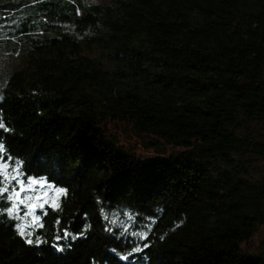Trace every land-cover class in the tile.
Here are the masks:
<instances>
[{
	"label": "trees",
	"instance_id": "obj_1",
	"mask_svg": "<svg viewBox=\"0 0 264 264\" xmlns=\"http://www.w3.org/2000/svg\"><path fill=\"white\" fill-rule=\"evenodd\" d=\"M0 95V142L67 189L37 211L38 247L0 215V264H264V241L246 249L264 227V0H0ZM65 230L83 235L58 253Z\"/></svg>",
	"mask_w": 264,
	"mask_h": 264
},
{
	"label": "snow or ice",
	"instance_id": "obj_2",
	"mask_svg": "<svg viewBox=\"0 0 264 264\" xmlns=\"http://www.w3.org/2000/svg\"><path fill=\"white\" fill-rule=\"evenodd\" d=\"M4 97L0 95V101ZM0 132L12 133L13 129L8 127L5 121L0 118ZM22 161L12 157L3 142H0V215L13 221L16 235L24 244L38 247L43 241L39 236L33 238V229L43 227L42 218L37 215L38 210L50 207L53 210L60 209L58 199L67 193L64 187H57L48 181L46 177H37L27 174L22 169ZM30 223H23L24 220ZM105 219H108L105 216ZM116 224V220H113ZM115 229H110L114 231ZM125 231L127 229L125 228ZM83 233L80 234L82 236ZM73 236L65 230L63 237L57 236L55 251L64 253L66 248L60 243L62 239L80 238ZM115 252L116 250L113 249ZM140 248H133L130 252L122 255L120 259L128 261L133 255L140 252Z\"/></svg>",
	"mask_w": 264,
	"mask_h": 264
},
{
	"label": "rangeland",
	"instance_id": "obj_3",
	"mask_svg": "<svg viewBox=\"0 0 264 264\" xmlns=\"http://www.w3.org/2000/svg\"><path fill=\"white\" fill-rule=\"evenodd\" d=\"M116 139L120 142L119 144L123 145L125 148L132 150L135 154L143 157H154L157 155L158 151L152 149L148 144V139L138 136L134 131L131 130L130 126L127 124L116 125L112 127L110 131ZM168 153L173 151H178L173 147H165ZM260 166H264V162L261 161ZM264 239V227L261 228L260 232L252 239L251 243L246 245V249L251 251L259 252L263 248Z\"/></svg>",
	"mask_w": 264,
	"mask_h": 264
}]
</instances>
